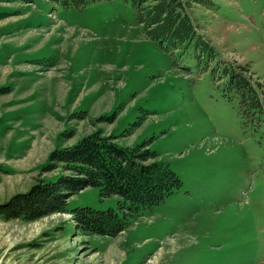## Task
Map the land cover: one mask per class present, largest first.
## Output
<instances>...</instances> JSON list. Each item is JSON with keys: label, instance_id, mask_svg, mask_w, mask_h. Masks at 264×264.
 Listing matches in <instances>:
<instances>
[{"label": "rangeland", "instance_id": "rangeland-1", "mask_svg": "<svg viewBox=\"0 0 264 264\" xmlns=\"http://www.w3.org/2000/svg\"><path fill=\"white\" fill-rule=\"evenodd\" d=\"M189 1L208 62L150 39L125 0H0V204L69 174L47 170L50 153L95 131L148 141L182 183L114 236L83 232L70 213L121 212L98 187L64 212L0 216V264H264V112L241 114L222 72L244 65L264 91V0Z\"/></svg>", "mask_w": 264, "mask_h": 264}, {"label": "trees", "instance_id": "trees-1", "mask_svg": "<svg viewBox=\"0 0 264 264\" xmlns=\"http://www.w3.org/2000/svg\"><path fill=\"white\" fill-rule=\"evenodd\" d=\"M31 2L32 0H24ZM63 9L77 10L99 0H50ZM145 34L166 50L180 53L190 46L198 58L214 57L213 46L199 33L188 7L189 0H125ZM209 5L211 0H191ZM205 54V55H203ZM228 99L237 98L241 114L259 121L264 112V91L241 64H223ZM78 118H83L82 114ZM113 116H104L107 121ZM135 124H139L136 122ZM129 134V132H128ZM62 165L65 172L54 181L32 185L0 204L5 219L33 221L66 211L67 199L86 187H98L100 196L118 195V208L96 210L76 207L70 211L83 232L114 236L124 230L140 212L151 209L181 186V180L167 163L157 159L148 141L124 147L112 137L95 131L69 147L56 148L49 155L47 170Z\"/></svg>", "mask_w": 264, "mask_h": 264}]
</instances>
